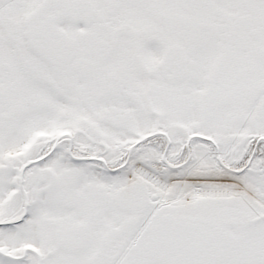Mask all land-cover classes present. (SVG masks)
Instances as JSON below:
<instances>
[{
  "label": "snow or ice",
  "instance_id": "6c2138e0",
  "mask_svg": "<svg viewBox=\"0 0 264 264\" xmlns=\"http://www.w3.org/2000/svg\"><path fill=\"white\" fill-rule=\"evenodd\" d=\"M0 264H264V0H0Z\"/></svg>",
  "mask_w": 264,
  "mask_h": 264
}]
</instances>
